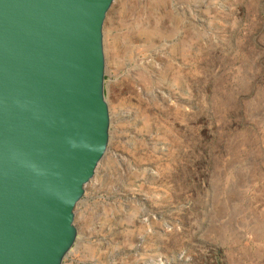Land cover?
Here are the masks:
<instances>
[{
  "label": "rangeland",
  "instance_id": "374dc122",
  "mask_svg": "<svg viewBox=\"0 0 264 264\" xmlns=\"http://www.w3.org/2000/svg\"><path fill=\"white\" fill-rule=\"evenodd\" d=\"M108 145L62 264H264V0H114Z\"/></svg>",
  "mask_w": 264,
  "mask_h": 264
},
{
  "label": "water",
  "instance_id": "95a60500",
  "mask_svg": "<svg viewBox=\"0 0 264 264\" xmlns=\"http://www.w3.org/2000/svg\"><path fill=\"white\" fill-rule=\"evenodd\" d=\"M113 0H0V264H62L108 145L101 27Z\"/></svg>",
  "mask_w": 264,
  "mask_h": 264
},
{
  "label": "bare ground",
  "instance_id": "6f19581e",
  "mask_svg": "<svg viewBox=\"0 0 264 264\" xmlns=\"http://www.w3.org/2000/svg\"><path fill=\"white\" fill-rule=\"evenodd\" d=\"M113 2H114V0L111 2V4H110L109 8L112 6Z\"/></svg>",
  "mask_w": 264,
  "mask_h": 264
}]
</instances>
